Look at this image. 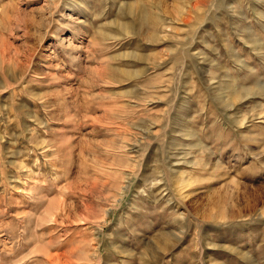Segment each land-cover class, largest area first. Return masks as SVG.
Segmentation results:
<instances>
[{"label":"rangeland","instance_id":"374dc122","mask_svg":"<svg viewBox=\"0 0 264 264\" xmlns=\"http://www.w3.org/2000/svg\"><path fill=\"white\" fill-rule=\"evenodd\" d=\"M0 264H264V0H0Z\"/></svg>","mask_w":264,"mask_h":264},{"label":"bare ground","instance_id":"6f19581e","mask_svg":"<svg viewBox=\"0 0 264 264\" xmlns=\"http://www.w3.org/2000/svg\"><path fill=\"white\" fill-rule=\"evenodd\" d=\"M144 16H146V15H144ZM147 17H148V14H147ZM145 18V17H144ZM154 19V18H153ZM144 20V19H143ZM147 21V19L146 20H144V22H146ZM149 21V20H148ZM151 22H153V21H151ZM151 22H149V24L151 23ZM156 23V22H155ZM158 23V22H157ZM156 23V24H157ZM154 24V23H153ZM155 35V34H154ZM175 238H176V243H178L180 240H182L181 239V237L179 236V235H175ZM174 243H175V240H174ZM166 252V251H165Z\"/></svg>","mask_w":264,"mask_h":264}]
</instances>
